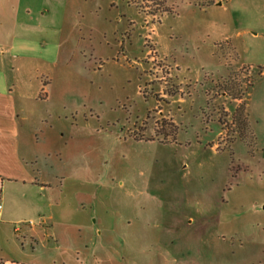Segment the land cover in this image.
I'll use <instances>...</instances> for the list:
<instances>
[{
  "label": "rangeland",
  "instance_id": "1",
  "mask_svg": "<svg viewBox=\"0 0 264 264\" xmlns=\"http://www.w3.org/2000/svg\"><path fill=\"white\" fill-rule=\"evenodd\" d=\"M34 4L60 66L41 68L30 165L53 186L40 214L3 218L0 248L57 264H264V43L248 56L264 1ZM48 200L89 247L25 241Z\"/></svg>",
  "mask_w": 264,
  "mask_h": 264
},
{
  "label": "crops",
  "instance_id": "2",
  "mask_svg": "<svg viewBox=\"0 0 264 264\" xmlns=\"http://www.w3.org/2000/svg\"><path fill=\"white\" fill-rule=\"evenodd\" d=\"M211 4L212 8L222 7L221 3ZM40 14L44 15L41 9L39 11L36 9L34 0H0V204L3 202V195H7L0 217L2 224L0 229L7 240L10 229L3 226V218L23 216L37 210L40 214L43 209L38 207L40 203L35 196L37 192L44 193L53 186L52 182L41 179L40 172H35L30 165L37 159L35 153L38 144L34 140L37 137L36 133L27 126L30 106L38 103V100L46 102L49 96L50 85L47 82L44 84L41 80L43 64L60 66L57 45L52 42L47 45L48 42L42 41L39 35L41 30L45 29L40 24V18L36 19ZM248 42L251 45L248 56H256L258 47H262L264 43V27L249 33ZM256 64L258 62L254 61L248 66L253 68ZM34 110L31 112L34 113ZM46 205L49 212L48 220L41 221L39 226L32 224L25 230L23 237L25 241L29 240L30 245H36V248L44 250L48 245L55 243L71 247L72 242L77 241L82 246L89 247L85 240L72 239L69 235L83 229L82 225L56 221L53 201L48 200ZM14 232L20 231L16 228ZM59 247L55 246L52 250ZM12 251L13 253H7L0 248L1 264L58 263L52 258L46 262L29 260L30 256L24 244L21 249L15 246ZM72 254L73 256L68 251L69 259L78 255L77 252ZM61 262L69 264L68 261Z\"/></svg>",
  "mask_w": 264,
  "mask_h": 264
},
{
  "label": "built area",
  "instance_id": "3",
  "mask_svg": "<svg viewBox=\"0 0 264 264\" xmlns=\"http://www.w3.org/2000/svg\"><path fill=\"white\" fill-rule=\"evenodd\" d=\"M2 216V205L0 204V217ZM30 225H32V223H29Z\"/></svg>",
  "mask_w": 264,
  "mask_h": 264
},
{
  "label": "trees",
  "instance_id": "4",
  "mask_svg": "<svg viewBox=\"0 0 264 264\" xmlns=\"http://www.w3.org/2000/svg\"><path fill=\"white\" fill-rule=\"evenodd\" d=\"M0 264H1V262H0Z\"/></svg>",
  "mask_w": 264,
  "mask_h": 264
}]
</instances>
